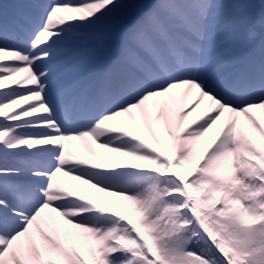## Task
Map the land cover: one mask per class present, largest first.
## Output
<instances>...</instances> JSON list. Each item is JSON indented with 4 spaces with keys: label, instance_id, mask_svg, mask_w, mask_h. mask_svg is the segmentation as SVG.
I'll list each match as a JSON object with an SVG mask.
<instances>
[{
    "label": "snow or ice",
    "instance_id": "1",
    "mask_svg": "<svg viewBox=\"0 0 264 264\" xmlns=\"http://www.w3.org/2000/svg\"><path fill=\"white\" fill-rule=\"evenodd\" d=\"M17 76L0 91V264H264V0H20L0 11V88ZM88 140L133 162L104 170Z\"/></svg>",
    "mask_w": 264,
    "mask_h": 264
},
{
    "label": "bare ground",
    "instance_id": "2",
    "mask_svg": "<svg viewBox=\"0 0 264 264\" xmlns=\"http://www.w3.org/2000/svg\"><path fill=\"white\" fill-rule=\"evenodd\" d=\"M19 2L20 0H15L13 2L12 8L14 9V7ZM1 4L2 3H0V11L7 10L5 7H1ZM7 11L11 13V10H7ZM245 33L246 32L243 29H241L240 31L236 33V43L238 46L241 47L242 50H244V45H245L246 38H247V35H245ZM244 35L245 37H243ZM241 38H242V42H240ZM236 67H241V65L237 63ZM97 70L98 68L95 65L85 66L80 70L79 74L75 77L73 82L76 84L88 83L93 79L94 74ZM20 79H22V77L17 76L11 81H5L4 87L0 88V91H10L11 89L16 88L17 87L16 81ZM34 86L35 85H33L30 82H25L24 84V87H34ZM191 101H192L191 95H189L188 97H183L178 94L176 98V108L185 109L188 105L191 104ZM30 103H36V102L35 101L21 102L19 105L15 106L14 109H5V112L11 115L13 114L14 111H20L22 108L27 107L28 104ZM205 109H206V103L201 104L199 107L195 108L188 115H186L183 122L180 125L181 129L188 126L189 124H192V127H196L197 125L192 122L196 120L198 117H200L205 112ZM37 115H43V113H37ZM0 119H2V117H0ZM25 119H31V118L26 117ZM143 135L145 136L146 139H149V142H151L150 138L147 137L146 132H143ZM208 139L209 137H206L205 141H207ZM72 143L74 145V150H75L76 155H78L82 159L88 160L90 163L94 162L92 161L91 157L87 154V152H85L84 146L81 145L79 141H73ZM87 145L90 151H92L98 157H100L99 162L103 166L104 170H112V163L121 164V163L133 162L128 157L117 156L116 154H113V153H105L104 150L97 147V144L91 140L87 141ZM37 147H42V146H37ZM105 155L109 157L112 163H109V160L104 158ZM59 179L66 187L72 190L80 191L83 194H86L90 196L91 198L96 199L98 202L104 204L105 206H110V207L113 206L112 202L116 200V198L108 196L104 193H100L97 190L88 187L87 185H82L79 181L73 180L70 177L61 176L59 177ZM116 210L121 211L123 214H128L127 208H120Z\"/></svg>",
    "mask_w": 264,
    "mask_h": 264
},
{
    "label": "rangeland",
    "instance_id": "3",
    "mask_svg": "<svg viewBox=\"0 0 264 264\" xmlns=\"http://www.w3.org/2000/svg\"><path fill=\"white\" fill-rule=\"evenodd\" d=\"M10 4V3H9ZM245 35H247V33H245ZM245 35L243 37H245ZM240 42H242V38L240 39Z\"/></svg>",
    "mask_w": 264,
    "mask_h": 264
}]
</instances>
